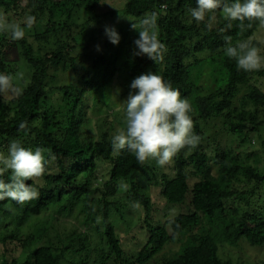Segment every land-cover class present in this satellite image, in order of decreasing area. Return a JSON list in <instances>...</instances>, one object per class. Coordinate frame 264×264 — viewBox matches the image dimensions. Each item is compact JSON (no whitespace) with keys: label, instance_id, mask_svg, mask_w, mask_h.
Instances as JSON below:
<instances>
[{"label":"trees","instance_id":"obj_1","mask_svg":"<svg viewBox=\"0 0 264 264\" xmlns=\"http://www.w3.org/2000/svg\"><path fill=\"white\" fill-rule=\"evenodd\" d=\"M119 3L121 10L106 0H0L4 21L24 27L26 16L36 18L32 27H24L22 39L0 31V73L11 76L21 63L29 77L23 86L12 82L0 92V152L6 154L15 140L42 149L46 161L41 176L28 181L39 192L36 199L0 200V264H237L222 258L220 242L264 246V66L245 72L224 54L229 44L250 39L264 55L256 36L259 22L245 21L240 28L218 9L209 30L207 18L189 23L187 10L195 0ZM82 4L89 15L76 25L72 13ZM117 11L137 27L146 14H156L162 60L136 55L133 27L128 39V30L119 31L118 51L104 29L93 26L94 19ZM100 37L111 51L95 54L92 69L82 70L78 64L84 62L73 48ZM116 64L125 69L126 80L153 72L180 91L192 107L197 147L181 149L163 167L154 159L140 165L127 149L113 151L111 138L124 122L112 113L103 111L95 120L96 133H89L87 108L102 107L100 91L112 83ZM59 70L71 73L74 82L55 84L51 71ZM201 82L208 92H200ZM128 84L118 81L121 90L111 92L104 105L112 109L128 96ZM103 162L108 168L101 174ZM92 202L99 210L90 215ZM132 204L145 214L147 240L130 255L122 248L128 245L122 241L125 233L115 232L110 213L119 225L122 210ZM78 205L89 210L84 229L95 222L93 244L84 231L63 226L61 218L72 216ZM47 211L55 216L41 219ZM159 211L168 217L167 225ZM29 220L35 229L21 233Z\"/></svg>","mask_w":264,"mask_h":264},{"label":"clouds","instance_id":"obj_2","mask_svg":"<svg viewBox=\"0 0 264 264\" xmlns=\"http://www.w3.org/2000/svg\"><path fill=\"white\" fill-rule=\"evenodd\" d=\"M195 3V7L187 10L189 23H201L207 18L209 30L218 9L222 10L225 20L239 21L237 26L240 28L246 27L245 21L253 20L264 26V0H195ZM35 19L31 15L26 16L24 27H32ZM138 23L139 27L135 22L132 25L138 31V38L133 41L136 55H146L154 62L162 60L165 48L158 39L156 14H146ZM24 27L0 18V31L8 33L12 40L25 36ZM104 34L110 43L119 44L121 37L115 26L106 25ZM96 47L97 51L101 50L99 45ZM224 54L235 60L237 69L245 72L264 66V55L250 39L229 44L224 48ZM11 87V76L0 73V92ZM123 111L124 127L113 134L112 148L115 152L127 149L140 165L154 159L163 167L181 149H194L200 142V137L193 131L191 104L157 73L148 72L132 80L129 94L123 101ZM25 127L26 122L19 124L20 129ZM45 163L42 149L11 141L6 154L0 152V200L11 199L23 204L36 199L39 192L28 181L41 176ZM6 173H10L7 181L2 178Z\"/></svg>","mask_w":264,"mask_h":264},{"label":"rangeland","instance_id":"obj_3","mask_svg":"<svg viewBox=\"0 0 264 264\" xmlns=\"http://www.w3.org/2000/svg\"><path fill=\"white\" fill-rule=\"evenodd\" d=\"M106 1H112L113 2V6L114 9H120L121 10V6L119 3V0H106ZM122 1V0H121ZM119 3V5H118ZM105 10L103 11V13H107L106 11L110 9V7H106L104 8ZM96 16L99 14V17H101V12L98 10L96 12ZM89 14H86L85 11V7L82 4V6L80 8H77L76 11H74L72 13V21L76 24V25H83L85 19H87V16ZM98 17L99 22L96 21V19H94L93 22V26H96L97 28H101V29H105V26H115L116 30L119 31L120 30H128V33L126 34V38L128 39L131 35L129 34V29L132 30V23H130L131 18L127 17L125 18L124 16L121 15V13L114 12L113 15L108 14L107 18H100ZM257 38L260 39L261 43L264 45V26L259 27V30L256 34ZM103 37H100L98 39H95L94 41L90 42V45L88 46H84V45H80L78 44L76 46V48H73V55H76L78 53L79 54V58H81V61H83L84 63H80V65L78 64V67L81 68L82 70L84 69H92V57L95 54H98L100 52L104 53V55H106L109 51L110 46H106V44L104 43V40L102 39ZM81 43V42H79ZM97 45L100 46V51H97ZM121 46V44L119 43L118 45H114V49L119 51V47ZM122 47V46H121ZM116 53V52H114ZM89 56V57H88ZM117 68H115V72H114V77H113V81L112 83L110 82V84L108 86H106L105 89H103L102 92L103 96L100 98V101L102 100L105 104L106 102L109 103L110 102V94L111 92H115L118 93L121 89L117 88V82L121 81V82H128L131 84V80H126L125 77V69L124 68H119L118 64ZM16 73L12 74V82L15 83V86H23V83H26V81H28V75H27V70L24 68V66L21 63L16 64L15 68ZM52 73H54L56 75L55 78V84H64L66 82H70L73 83L74 79H72V74L71 73H65L62 72L61 70L59 71H51ZM68 79V80H66ZM12 83V85H13ZM202 84H199L200 87V92L201 93H206L209 90L207 89V87L205 86L204 82H201ZM53 84V83H52ZM128 84V85H130ZM264 84V83H263ZM208 85V84H206ZM209 86V85H208ZM211 89H215V86H210ZM99 95V92H98ZM127 98V96L118 102L117 105L112 106V109L107 108L106 105H102V107H100L99 109L96 108V110L93 109V106L91 105V103H89V105H91L90 107L87 108V112H86V117L89 118V124L87 127V130L89 131V133L95 134L96 133V125H95V120L100 116L101 117V113L104 112H108V113H112V115L115 117V120L118 122H124V111H123V101ZM263 155V154H262ZM170 164V163H169ZM168 164V165H169ZM108 168V164L103 162L100 163L99 165V171L101 174H104L105 170ZM106 177V176H105ZM152 198L154 200H157V202H159V204L161 203V201L159 200L158 196L152 195ZM91 207L93 209H91L90 215L93 213H97L98 212V207L96 206L95 202H92ZM97 209V210H96ZM73 215L72 216H66V218H61V220L64 223V227L69 230V229H76V232H85L87 233V235L90 236V240H91V244L94 243V240H96L95 237V231L93 229V225L95 224V222L93 224H89V226H87V229H84V223L86 221H88V213L89 210L87 209H83L82 205H78L75 207V209L73 210ZM160 212V211H159ZM55 216L52 212L47 211V212H43L40 217L41 219H49V217H53ZM121 216L123 218V221L121 220L119 225H117L116 223V218L110 213V220L114 226L115 232L117 233L118 228L121 229L122 232H124L125 234H121L122 235V241H128V245L124 244V247L122 245V248L126 250V252H128L130 255H133L135 253V251H138L143 245L144 243H146V236H147V232H146V226H145V214L143 213L141 215V211L137 208V206H134L133 204L131 206L128 207V209H123ZM43 217V218H42ZM144 218V221H143ZM152 218V216H151ZM159 219H163L165 225H167V216L164 215V211L160 212V215H158ZM115 219V220H114ZM166 219V220H165ZM152 219L148 220V222H150ZM42 221V220H41ZM140 222L142 225H140ZM31 221H27L26 223H23L22 226H20L19 231L21 233H28L30 232L32 229L34 228V225L31 223ZM159 224H161L159 221L157 222ZM32 227H30V226ZM152 225H154V222L152 223ZM143 228V229H142ZM118 234V233H117ZM128 236V237H127ZM130 239V240H128ZM219 244H222L223 246L220 248V253L223 256L222 258H231L235 263L237 264H264V246H250L246 243H242V242H238L237 245H230L229 243L223 241L222 243L220 242ZM218 244V245H219ZM220 255V256H221ZM155 258V257H154ZM153 258V259H154ZM152 259V260H153ZM108 264H112V262L110 261Z\"/></svg>","mask_w":264,"mask_h":264}]
</instances>
